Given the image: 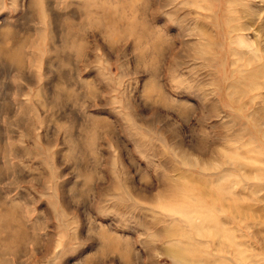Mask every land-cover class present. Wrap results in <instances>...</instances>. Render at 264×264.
<instances>
[{
	"label": "rangeland",
	"instance_id": "374dc122",
	"mask_svg": "<svg viewBox=\"0 0 264 264\" xmlns=\"http://www.w3.org/2000/svg\"><path fill=\"white\" fill-rule=\"evenodd\" d=\"M0 264H264V0H0Z\"/></svg>",
	"mask_w": 264,
	"mask_h": 264
},
{
	"label": "bare ground",
	"instance_id": "6f19581e",
	"mask_svg": "<svg viewBox=\"0 0 264 264\" xmlns=\"http://www.w3.org/2000/svg\"><path fill=\"white\" fill-rule=\"evenodd\" d=\"M206 194H208L207 192H205ZM181 247V246H180ZM186 248H189V247H186ZM188 250V249H187ZM177 254L179 257H182V254H183V251L182 250H179L177 251ZM177 258V257H176ZM192 263V262H191Z\"/></svg>",
	"mask_w": 264,
	"mask_h": 264
}]
</instances>
